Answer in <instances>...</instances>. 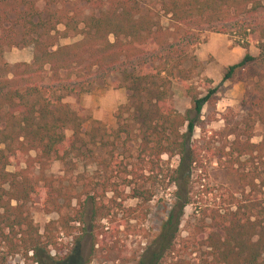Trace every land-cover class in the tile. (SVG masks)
<instances>
[{"label":"trees","instance_id":"16d2710c","mask_svg":"<svg viewBox=\"0 0 264 264\" xmlns=\"http://www.w3.org/2000/svg\"><path fill=\"white\" fill-rule=\"evenodd\" d=\"M38 1L44 2L43 7L38 8ZM156 1L173 30L164 28L162 16L146 8L144 0H84L88 4L97 2L98 11L83 18L57 7V0H0V260L1 248L6 247V253L22 250L26 256L30 251L29 259L43 264L41 258L49 257V249L56 247L59 232L68 234L70 223L81 221V197L63 191L61 183L47 174L51 162L88 157L97 168H114L112 164H121L118 156L108 151L109 158L97 159L88 146L100 142L115 148L120 141L124 147L134 143L131 168H147L152 173L162 168V155L178 157L168 174L176 187L177 210L162 223L150 256L141 258L138 264H158L163 259L164 264H187L178 258L174 239L183 209L192 203L186 189L189 176L202 161L190 139L216 87H208L212 81L205 79L207 85L201 95L195 85L188 83L191 68L185 65L187 52L180 40H173L174 31L229 20L233 13H255L264 8V0ZM58 25L63 29L58 30ZM225 31L235 37L234 43L245 53L227 66L221 82L231 79L249 62H264V23ZM184 35L189 38V34ZM69 36L80 39L59 45L60 38ZM251 43L258 49L257 56L247 51ZM13 46H32L31 62L2 61L4 49ZM81 65L106 75L114 73L113 86L127 91L126 104L116 113L118 128L113 131L112 141L99 121L64 101L65 96L76 95L72 89L59 94L43 84L42 73L47 72L49 82H54L60 79L61 71ZM174 82L185 86L193 115L189 110L180 113L172 104ZM260 119L264 123V113ZM87 121V130L82 133ZM250 137L248 132L244 141L236 138L231 144L237 154L229 169L243 182L239 195L227 192L218 203L195 209L186 242L199 252L200 264H264V136L255 144ZM240 157L246 158L241 161ZM13 161L18 165L8 171ZM217 161L221 162L222 157ZM234 163L240 169L249 163L250 169L241 172L233 167ZM142 194L139 190L132 192L133 197ZM72 199L78 208L71 215L64 214V209L71 208ZM91 200L94 209L100 210L96 198ZM34 203L47 213L55 211L59 215L44 225L42 233L29 213V205ZM130 211L134 213L137 208Z\"/></svg>","mask_w":264,"mask_h":264},{"label":"rangeland","instance_id":"374dc122","mask_svg":"<svg viewBox=\"0 0 264 264\" xmlns=\"http://www.w3.org/2000/svg\"><path fill=\"white\" fill-rule=\"evenodd\" d=\"M144 2L146 8L162 14L156 0ZM43 5V1L37 2L38 8ZM57 7L78 14L79 18L98 11L97 2L88 4L84 0H57ZM161 21L165 29L173 30V25L166 16H162ZM262 23L264 8L251 14L233 13L229 20H220L208 26L174 31L173 40H180L187 52L188 61L185 65L191 68L188 83L195 85L201 95L205 93V79L212 81L206 84L208 87H216V93L203 106L190 139L202 161L189 176L186 189L192 196V203L184 207L174 239L178 258L181 257L187 264H200L199 252H195L186 242L194 222L195 209L218 203L221 198L227 197V192L239 195L243 182L229 169L230 161L237 154L231 147L233 140L237 138L244 141L250 132V142L255 144L264 136V123L260 119V114L264 113V62H249L237 69L231 79L221 82L227 66L238 62L245 53L242 47L234 43L235 37H231L225 30L255 27ZM57 28L62 30L63 26L58 25ZM184 34H189V38ZM79 39V36H69L60 38L58 42L59 45H66ZM233 46L240 48L239 54L232 51ZM247 51L252 56L258 54L254 43L250 44ZM32 53V46L5 48L2 61L8 64L29 63ZM228 53L231 57H228ZM42 75L45 76L43 84L57 89L59 94L72 89L76 95H64V101L81 109L84 116L99 121L112 141L113 131L118 128L116 113L127 101L125 88L113 86L116 80L114 73L106 75L95 68L88 70L81 65L61 71L58 81L49 82L47 72ZM171 101L180 113L189 110L193 115L190 97L186 94L184 85L177 82L172 84ZM89 122L84 123L82 133L87 130ZM182 131H185V127ZM117 144L115 148L100 142L95 146H88L97 159L109 158L108 151L118 156L121 164H112L114 168H97L88 157H69L64 162L50 163L47 174L61 183L63 191L65 189L79 195L83 208L80 209L81 221L71 222L68 234L65 231L59 232L56 247L49 249V257L41 258L43 264H53V260L69 254L78 264H138L141 258L150 256L157 246L162 223L171 211L177 210L174 194L176 187L174 182H170L168 174L177 165L178 157L162 155V168L150 173L147 168H131L133 142H129L127 147L122 146L120 141ZM219 156L222 157L221 162L217 161ZM244 158L240 157V160ZM17 165L13 161L6 169L12 171ZM249 166L247 163L245 168L240 169L238 163L233 164L241 172H247ZM104 185L106 186L103 187ZM133 190L143 191V194L133 197ZM147 196V200H144ZM91 197L96 198L100 210L94 209ZM12 205H15L14 201ZM75 208L78 205L72 199L71 208L62 212L71 215ZM131 208H137V211L132 213ZM28 209L33 225L40 233L46 223L59 216L55 211L45 212L38 203L30 204ZM102 214L104 217H100ZM1 250L3 258L0 264H35L29 259L30 251L25 256L22 250L17 253H6V247ZM163 260L158 264H164Z\"/></svg>","mask_w":264,"mask_h":264},{"label":"flooded vegetation","instance_id":"af4514ba","mask_svg":"<svg viewBox=\"0 0 264 264\" xmlns=\"http://www.w3.org/2000/svg\"><path fill=\"white\" fill-rule=\"evenodd\" d=\"M52 263L53 264H78L79 262L75 259L73 260L72 258H70V254H69V255L64 256L62 260H53Z\"/></svg>","mask_w":264,"mask_h":264},{"label":"crops","instance_id":"0c3cea01","mask_svg":"<svg viewBox=\"0 0 264 264\" xmlns=\"http://www.w3.org/2000/svg\"><path fill=\"white\" fill-rule=\"evenodd\" d=\"M239 49H240V48H238V46H233V47H232V51L234 50V51H235L236 53H238V54L240 53V52H239ZM243 55H244V54H243ZM228 57H231V54L228 53ZM242 57H243V56H242Z\"/></svg>","mask_w":264,"mask_h":264}]
</instances>
